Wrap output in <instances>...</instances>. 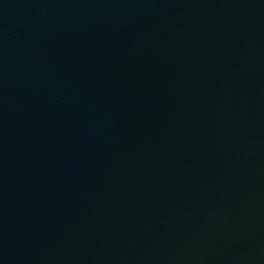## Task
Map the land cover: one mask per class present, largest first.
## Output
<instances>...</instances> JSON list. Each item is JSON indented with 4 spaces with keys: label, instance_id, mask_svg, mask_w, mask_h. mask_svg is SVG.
Masks as SVG:
<instances>
[{
    "label": "water",
    "instance_id": "1",
    "mask_svg": "<svg viewBox=\"0 0 264 264\" xmlns=\"http://www.w3.org/2000/svg\"><path fill=\"white\" fill-rule=\"evenodd\" d=\"M0 264H264V0H0Z\"/></svg>",
    "mask_w": 264,
    "mask_h": 264
}]
</instances>
